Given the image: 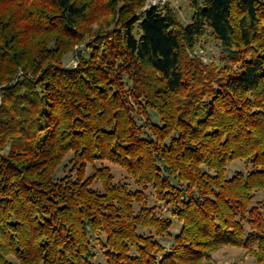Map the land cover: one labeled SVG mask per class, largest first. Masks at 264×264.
Returning <instances> with one entry per match:
<instances>
[{"label": "trees", "instance_id": "1", "mask_svg": "<svg viewBox=\"0 0 264 264\" xmlns=\"http://www.w3.org/2000/svg\"><path fill=\"white\" fill-rule=\"evenodd\" d=\"M190 1L0 0V264H264V0Z\"/></svg>", "mask_w": 264, "mask_h": 264}, {"label": "rangeland", "instance_id": "2", "mask_svg": "<svg viewBox=\"0 0 264 264\" xmlns=\"http://www.w3.org/2000/svg\"><path fill=\"white\" fill-rule=\"evenodd\" d=\"M170 5L176 12L177 16L182 24H188L192 21L194 9L191 5L190 0H147L146 7L152 5ZM88 39L84 40V42L76 45L73 51H70L64 58V64L66 66H74L79 62V52L88 55L89 50L87 49ZM193 55L200 57L204 63H220L221 56H222V48L221 43L213 36V35H206L199 39L197 46L195 47L194 51L192 52ZM0 104H1V97H0ZM74 153L70 152L67 154L66 158L64 159L63 163L61 164L60 169L58 170V174H64L71 171V168L74 165L73 162ZM103 164H107L110 166L114 176L115 181H129L134 186V179L129 176L128 171L114 163H110L108 161L102 162L97 160L95 162V166H102ZM87 167V174L90 175L94 172V165L91 162H86ZM250 165L243 159H237L229 164L227 175L230 177L236 171H245L247 172L250 169ZM94 187L98 189H102V185L100 181H96L94 183ZM144 189L146 192L149 202L151 204H158L161 206L160 212L165 214H170L168 211L167 206L160 202L156 197L155 191L152 186L149 187H140ZM175 225L172 228L173 232H177L180 230L182 223L174 217ZM212 260H205L203 264H258L255 255L250 252L249 250L241 247L236 246H224L220 248L217 252L213 253Z\"/></svg>", "mask_w": 264, "mask_h": 264}]
</instances>
